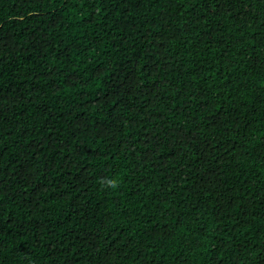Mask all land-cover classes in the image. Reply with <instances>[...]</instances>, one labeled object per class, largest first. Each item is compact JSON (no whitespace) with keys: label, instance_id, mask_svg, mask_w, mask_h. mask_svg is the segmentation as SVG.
<instances>
[{"label":"trees","instance_id":"obj_1","mask_svg":"<svg viewBox=\"0 0 264 264\" xmlns=\"http://www.w3.org/2000/svg\"><path fill=\"white\" fill-rule=\"evenodd\" d=\"M0 264H264V0H0Z\"/></svg>","mask_w":264,"mask_h":264},{"label":"clouds","instance_id":"obj_2","mask_svg":"<svg viewBox=\"0 0 264 264\" xmlns=\"http://www.w3.org/2000/svg\"><path fill=\"white\" fill-rule=\"evenodd\" d=\"M108 185H109L110 187H116V183H115L114 181H109V182H108Z\"/></svg>","mask_w":264,"mask_h":264}]
</instances>
